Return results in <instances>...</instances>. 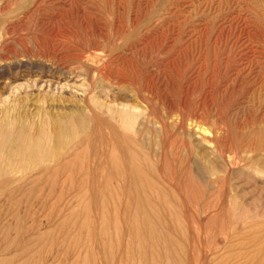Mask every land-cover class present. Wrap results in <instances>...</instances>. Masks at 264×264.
<instances>
[{
  "label": "rangeland",
  "instance_id": "374dc122",
  "mask_svg": "<svg viewBox=\"0 0 264 264\" xmlns=\"http://www.w3.org/2000/svg\"><path fill=\"white\" fill-rule=\"evenodd\" d=\"M0 264H264V0H0Z\"/></svg>",
  "mask_w": 264,
  "mask_h": 264
},
{
  "label": "bare ground",
  "instance_id": "6f19581e",
  "mask_svg": "<svg viewBox=\"0 0 264 264\" xmlns=\"http://www.w3.org/2000/svg\"><path fill=\"white\" fill-rule=\"evenodd\" d=\"M33 35L39 39L38 44L43 49V52H42L43 54L41 55V57L46 59V61H48L49 63H52L53 60L58 61L59 64L66 63V62L73 60L75 58L79 59V57L81 56V55L76 54V53H69V51H68L70 49V47H68V45L70 44L69 42L70 41L72 42V39L74 37H77V35L70 30H50V31H46V32L40 31L39 33H36ZM107 58H108V56L104 57V56H100L98 54H90V55H87L85 57V60L90 66L94 67V69L99 68L100 70H105L108 67V63H109ZM96 71L97 70H95V72ZM84 106L86 107V105H84ZM74 135H75V128H73V127L72 128L67 127V126L57 127L54 130V133L52 135V140H51L52 147H50L49 150H47L46 157H48L47 158L48 161H53V162L60 161L61 160V153H62L61 147H62L64 139H66V138L70 139ZM22 138H23V132L19 131L17 134V138L12 139V140H15V143H17V145H18L20 143V141H18V140L22 139ZM24 149L25 150H23V152L19 151L20 152V156H19L20 161L22 158L28 159V161H29V159H31L30 155L33 153L34 148L32 146L26 145V147Z\"/></svg>",
  "mask_w": 264,
  "mask_h": 264
}]
</instances>
